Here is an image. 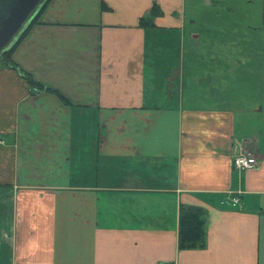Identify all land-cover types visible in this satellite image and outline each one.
Wrapping results in <instances>:
<instances>
[{
	"label": "crops",
	"instance_id": "1",
	"mask_svg": "<svg viewBox=\"0 0 264 264\" xmlns=\"http://www.w3.org/2000/svg\"><path fill=\"white\" fill-rule=\"evenodd\" d=\"M187 6L50 0L14 58L69 103L0 67V264H264V92L226 42L186 54Z\"/></svg>",
	"mask_w": 264,
	"mask_h": 264
},
{
	"label": "rangeland",
	"instance_id": "2",
	"mask_svg": "<svg viewBox=\"0 0 264 264\" xmlns=\"http://www.w3.org/2000/svg\"><path fill=\"white\" fill-rule=\"evenodd\" d=\"M187 9L198 13V18L191 23L187 15L185 39L189 52L186 54L190 56V51H195L206 56L209 49L200 47L199 42H226L220 53L223 50L227 56L251 57L248 77L256 90L264 92V0H188ZM208 25L213 32L205 30ZM193 33H200L199 38H194ZM191 45L195 48H190Z\"/></svg>",
	"mask_w": 264,
	"mask_h": 264
},
{
	"label": "trees",
	"instance_id": "3",
	"mask_svg": "<svg viewBox=\"0 0 264 264\" xmlns=\"http://www.w3.org/2000/svg\"><path fill=\"white\" fill-rule=\"evenodd\" d=\"M50 0H42L40 5L34 11L27 25L21 30L13 44L4 47L0 50V67L8 66L15 68L22 76H24L29 83L38 89H42L45 86L43 83L35 79L32 73L24 69L14 58V51L17 45L22 41L30 28L40 21L41 15L46 8ZM162 13L161 6L155 2L150 11V16H155ZM264 18V14H263ZM140 25H151V20L147 17H142ZM46 89L56 92L65 103H69L70 100L61 91L53 87H45ZM203 209L200 206L181 204L180 208V233H179V246L181 248H192L203 246L205 243V228H204Z\"/></svg>",
	"mask_w": 264,
	"mask_h": 264
},
{
	"label": "water",
	"instance_id": "4",
	"mask_svg": "<svg viewBox=\"0 0 264 264\" xmlns=\"http://www.w3.org/2000/svg\"><path fill=\"white\" fill-rule=\"evenodd\" d=\"M42 0H0V50L13 44Z\"/></svg>",
	"mask_w": 264,
	"mask_h": 264
},
{
	"label": "built area",
	"instance_id": "5",
	"mask_svg": "<svg viewBox=\"0 0 264 264\" xmlns=\"http://www.w3.org/2000/svg\"><path fill=\"white\" fill-rule=\"evenodd\" d=\"M258 162L259 160L257 156L246 149H241L237 151V153L235 154L233 158V164L237 168H249V167L257 165ZM239 200L240 199L238 196H233V198L231 199V202L233 204H236Z\"/></svg>",
	"mask_w": 264,
	"mask_h": 264
}]
</instances>
